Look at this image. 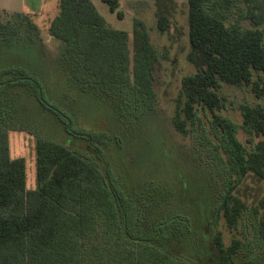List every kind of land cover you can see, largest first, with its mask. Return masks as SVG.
<instances>
[{"label": "trees", "instance_id": "trees-1", "mask_svg": "<svg viewBox=\"0 0 264 264\" xmlns=\"http://www.w3.org/2000/svg\"><path fill=\"white\" fill-rule=\"evenodd\" d=\"M102 1L123 17L119 0ZM239 1L246 3L250 26L226 21L225 10ZM153 2L156 27L167 32L175 2ZM248 2L187 0L186 59L195 70L181 78L171 122L185 135L195 107L208 109L224 133L233 175L208 207L210 214L193 217L176 206L167 210L158 183L149 181L148 190H125L96 155L77 150L74 140L83 138L99 153L96 143L105 136L75 129L69 95L53 91L60 75L68 91L74 90V101L92 89L115 93L127 106L124 93L154 99V72L161 61L145 24L134 18L128 33L110 26L90 0H57L48 34L60 51L49 64L33 13L13 11L0 21V53L8 58L0 61V264H254V253L237 261L239 237L225 244L215 229L220 218L235 229L249 208L238 195L245 178L264 181V104L240 106L242 129L256 139L248 150L236 138V125L216 112L225 106L223 83L245 86L264 99V9L256 13ZM14 53L23 58L11 59ZM30 57L49 75L52 68L58 73L44 81L29 68ZM43 112L60 123L73 139L70 144L42 137L40 126H30ZM10 129L35 135L34 189L25 187L23 158L9 155ZM258 232L264 243V216Z\"/></svg>", "mask_w": 264, "mask_h": 264}, {"label": "rangeland", "instance_id": "rangeland-1", "mask_svg": "<svg viewBox=\"0 0 264 264\" xmlns=\"http://www.w3.org/2000/svg\"><path fill=\"white\" fill-rule=\"evenodd\" d=\"M40 10L32 16L37 25L40 38L45 47V59L49 64L59 55L58 41L50 38L48 22L57 13V0H42ZM108 24L114 28L131 33L132 21L140 19L149 33L150 41L156 49L161 65L154 72V99L143 95L126 94L130 106L119 96L109 91L93 90L81 92L76 101L72 98L74 90L68 91L66 82L60 75L59 85L53 87L56 93L67 92L69 106L77 113L73 127L83 132L103 133L104 140L98 142L100 152L93 153L92 146L83 138H75L74 145L85 155H96V161L102 162L114 175L118 184L125 190H148V182L158 183L159 194L166 199V209L176 206L190 216L201 212L210 214L208 207L215 203L219 194L226 188L227 181L233 178L232 169L225 151L224 133L221 127L212 123L211 112L199 105L195 107V119L187 124V133H178L171 122L175 112V101L180 92L181 78L194 72L187 61V0H174L175 9L172 24L167 32L156 27L155 6L153 0H119L118 11L123 17H117L102 0H90ZM256 13L259 7L264 9V0H251ZM27 0H0V21L10 18L13 11H25ZM14 8V9H13ZM246 3L232 4L225 10L227 23L239 22L243 27L250 26L244 17ZM264 28V23L261 24ZM0 53V61L8 60ZM33 57V56H32ZM30 57L29 68L41 76L44 81L55 76L58 71L52 68L49 75L46 67ZM11 59H20L22 53H14ZM220 93L225 98V106L217 113L228 118L236 125V138L248 150L255 138L248 135L241 126L240 106L264 104L245 86L223 83ZM65 99V100H66ZM72 99V100H71ZM124 100V99H123ZM67 101V100H66ZM47 113L36 115L30 126H40L42 137L70 144L73 140ZM39 130V129H38ZM40 132V130H39ZM9 155L11 158H23L25 162V187H36L35 135L26 130L8 131ZM96 142V141H95ZM92 141V143H95ZM100 157V158H99ZM240 195L249 205L233 230L226 228L222 218L215 229L223 235L225 244L233 236L243 242L237 261L254 253V264H264V243L258 232V221L264 216V181L251 177L245 178L239 185ZM213 209V207H211Z\"/></svg>", "mask_w": 264, "mask_h": 264}, {"label": "crops", "instance_id": "crops-1", "mask_svg": "<svg viewBox=\"0 0 264 264\" xmlns=\"http://www.w3.org/2000/svg\"><path fill=\"white\" fill-rule=\"evenodd\" d=\"M28 4L25 3V12L35 13L40 10L42 6V0H27ZM14 9V8H13Z\"/></svg>", "mask_w": 264, "mask_h": 264}]
</instances>
